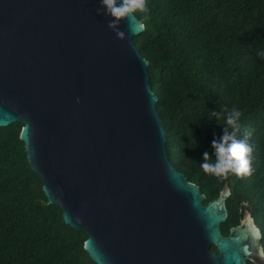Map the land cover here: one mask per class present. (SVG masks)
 I'll use <instances>...</instances> for the list:
<instances>
[{
    "label": "water",
    "instance_id": "1",
    "mask_svg": "<svg viewBox=\"0 0 264 264\" xmlns=\"http://www.w3.org/2000/svg\"><path fill=\"white\" fill-rule=\"evenodd\" d=\"M100 7L0 0V128L22 124L47 204L87 235L95 264H264L248 212L222 235L228 184L205 205L170 163L149 63L133 43L144 26L121 22L118 38Z\"/></svg>",
    "mask_w": 264,
    "mask_h": 264
},
{
    "label": "trees",
    "instance_id": "2",
    "mask_svg": "<svg viewBox=\"0 0 264 264\" xmlns=\"http://www.w3.org/2000/svg\"><path fill=\"white\" fill-rule=\"evenodd\" d=\"M136 18L144 31L133 43L149 63L170 163L199 187L205 205L227 183L222 235L248 212L264 252V0H149L147 19ZM224 107L238 108L252 130L251 176L224 179L201 168L204 152L215 159L211 142L223 134L209 112ZM21 128H0V264H95L84 250L87 235L47 204Z\"/></svg>",
    "mask_w": 264,
    "mask_h": 264
},
{
    "label": "clouds",
    "instance_id": "3",
    "mask_svg": "<svg viewBox=\"0 0 264 264\" xmlns=\"http://www.w3.org/2000/svg\"><path fill=\"white\" fill-rule=\"evenodd\" d=\"M148 12L149 0H101V7L97 9L98 15L111 17L108 27L118 38L125 36V33L119 30L121 22L136 19L137 13L143 14L147 19ZM130 30L135 31V28L130 27ZM258 55L264 57V52ZM209 117L214 118L218 125L223 127V134L211 142L214 160L208 152H204L201 163L203 171L224 179L230 174L238 177L251 176L254 145L251 143L252 130L242 124L243 113L236 107H224L219 112L210 111Z\"/></svg>",
    "mask_w": 264,
    "mask_h": 264
}]
</instances>
